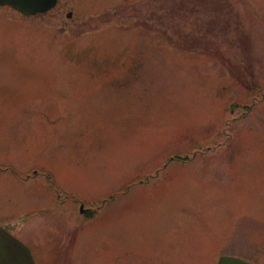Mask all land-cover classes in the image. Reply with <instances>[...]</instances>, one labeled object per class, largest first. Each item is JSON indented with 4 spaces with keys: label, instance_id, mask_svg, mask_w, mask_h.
<instances>
[{
    "label": "rangeland",
    "instance_id": "rangeland-1",
    "mask_svg": "<svg viewBox=\"0 0 264 264\" xmlns=\"http://www.w3.org/2000/svg\"><path fill=\"white\" fill-rule=\"evenodd\" d=\"M0 168L36 264H264V0L0 7Z\"/></svg>",
    "mask_w": 264,
    "mask_h": 264
},
{
    "label": "water",
    "instance_id": "water-1",
    "mask_svg": "<svg viewBox=\"0 0 264 264\" xmlns=\"http://www.w3.org/2000/svg\"><path fill=\"white\" fill-rule=\"evenodd\" d=\"M57 4L58 0H0V5H9L25 16L47 13L55 8ZM0 264H36L31 249L1 226ZM219 264L248 263L239 258L227 257L222 259Z\"/></svg>",
    "mask_w": 264,
    "mask_h": 264
},
{
    "label": "flooded vegetation",
    "instance_id": "flooded-vegetation-1",
    "mask_svg": "<svg viewBox=\"0 0 264 264\" xmlns=\"http://www.w3.org/2000/svg\"><path fill=\"white\" fill-rule=\"evenodd\" d=\"M59 5H60V2H59ZM58 5V6H59ZM0 7H7V6H0ZM8 8H10V7H8ZM1 172H3V171H1ZM227 256H232V257H236V258H241V259H243L244 261H246V262H250V263H252V264H256V263H254L253 261H251L250 259L248 260V259H246V258H244V257H241V256H236V255H227ZM223 257H226V256H222V257H220V259H219V261L217 262V264L221 261V259H223Z\"/></svg>",
    "mask_w": 264,
    "mask_h": 264
}]
</instances>
